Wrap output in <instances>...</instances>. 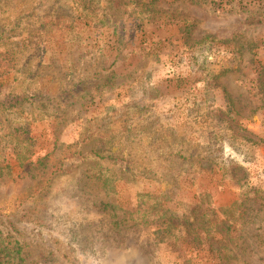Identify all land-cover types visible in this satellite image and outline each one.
I'll list each match as a JSON object with an SVG mask.
<instances>
[{"label": "rangeland", "instance_id": "374dc122", "mask_svg": "<svg viewBox=\"0 0 264 264\" xmlns=\"http://www.w3.org/2000/svg\"><path fill=\"white\" fill-rule=\"evenodd\" d=\"M0 264H264V0H0Z\"/></svg>", "mask_w": 264, "mask_h": 264}, {"label": "trees", "instance_id": "16d2710c", "mask_svg": "<svg viewBox=\"0 0 264 264\" xmlns=\"http://www.w3.org/2000/svg\"><path fill=\"white\" fill-rule=\"evenodd\" d=\"M151 4H154V3L152 2ZM207 39H211V37H208L205 40ZM33 97L34 96H30V95L28 96L27 94H21V96H9L3 102L4 104H10L11 106L19 105L21 103V106H23L25 105V103L30 102L31 99H33ZM221 114L224 117H227L226 118L227 123L231 125H235L234 118L229 112H225V113L221 112ZM225 115H228V116H225ZM242 137L245 138L244 136ZM233 168L241 173L245 172L243 168H240L238 166H234ZM254 193H257V192H254ZM240 206L242 205L239 204L238 207L240 208ZM201 208H202L201 204H198L197 207H194L193 212L196 213ZM207 212H208L207 214L201 215L200 219H197V217H194L192 221H191V218L193 216L188 217V218L183 216L181 218L180 215L177 216L176 214L167 215L168 217V220H167L168 229L167 230H169L170 233L176 230H181V232H185L186 235H188L186 237L190 236L193 238V241L198 242V243H202V241L200 240V236L201 234H204V236H209L212 239V240L208 239L206 241L207 243H204V244L208 245L211 248H214L213 245L215 243V236L221 235L223 237L226 234L227 235L231 234V231L229 232V229H231V226L224 223L222 224L221 227H218L216 223L209 222L208 220H206V218H210L213 214H215V210L210 209V211H207Z\"/></svg>", "mask_w": 264, "mask_h": 264}]
</instances>
